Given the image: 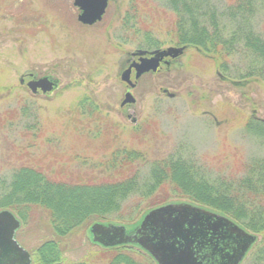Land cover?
Wrapping results in <instances>:
<instances>
[{"label": "rangeland", "instance_id": "rangeland-1", "mask_svg": "<svg viewBox=\"0 0 264 264\" xmlns=\"http://www.w3.org/2000/svg\"><path fill=\"white\" fill-rule=\"evenodd\" d=\"M74 1L0 0V180L33 158L59 173L74 167L105 176L104 162L123 147L150 160L181 153L218 167L227 179L244 174L249 159L264 157V135L251 132L252 119L264 121V56L252 47L257 38L264 42V0H211L222 17V36L234 37L222 59L176 44V15L167 0H137L141 19L126 27L133 0H109L92 25L79 20ZM182 46L188 47L171 64L142 76L132 89L137 101L122 106L132 86L122 74L140 61L138 53L149 57ZM42 77L51 80L52 91L34 95L27 83ZM88 227L58 235L42 210L22 222L16 238L34 264L50 240L61 242L65 264H107ZM254 251L243 264L256 263Z\"/></svg>", "mask_w": 264, "mask_h": 264}, {"label": "trees", "instance_id": "trees-1", "mask_svg": "<svg viewBox=\"0 0 264 264\" xmlns=\"http://www.w3.org/2000/svg\"><path fill=\"white\" fill-rule=\"evenodd\" d=\"M133 4L134 14L124 22L125 27L141 19L139 3L133 0ZM239 4V11L244 10L243 2ZM166 5L176 15L172 31L177 45H191L221 59L227 56L225 44H232L234 37L222 36L217 5L211 0H167ZM231 12L228 16L233 18ZM145 36L152 42L150 31ZM252 47L264 51V42L257 38ZM251 123L252 134L264 135L263 121L252 119ZM147 125L145 122L132 130L138 133ZM30 161L34 163L15 166L10 179L0 180V210L14 211L23 222L45 210L57 234L63 236L96 221L139 224L150 208L188 200L226 213L261 234L254 256L255 264H264V157L249 159L244 174L232 179L223 178L218 167L194 163L181 153L150 160L145 153L127 147L113 150L103 164L104 172L109 173L105 176L74 167L59 173L41 165L42 160ZM136 253L141 254V260L135 258ZM63 254L61 242L50 240L38 249L35 258L40 264H65ZM101 254L109 260L107 264H157L135 245L107 248Z\"/></svg>", "mask_w": 264, "mask_h": 264}, {"label": "water", "instance_id": "water-1", "mask_svg": "<svg viewBox=\"0 0 264 264\" xmlns=\"http://www.w3.org/2000/svg\"><path fill=\"white\" fill-rule=\"evenodd\" d=\"M83 13L79 20L94 24L103 18L109 0H75ZM186 47H170L141 57L122 74L124 81L136 87L143 74L157 71L166 56L178 57ZM147 51L138 54L144 56ZM35 94L47 95L53 88L48 78L28 82ZM173 96V94H171ZM131 92L122 106L135 103ZM21 220L16 214L0 211V264H33L31 253L16 239ZM93 241L105 248L137 245L158 264H241L258 240L226 214L191 202H170L151 209L135 227L117 222H96L90 227Z\"/></svg>", "mask_w": 264, "mask_h": 264}, {"label": "flooded vegetation", "instance_id": "flooded-vegetation-1", "mask_svg": "<svg viewBox=\"0 0 264 264\" xmlns=\"http://www.w3.org/2000/svg\"><path fill=\"white\" fill-rule=\"evenodd\" d=\"M165 62H166L167 64H171V63H172L170 58H165V59L162 60L161 65L165 64ZM224 77H225V76L223 75L222 78L224 79ZM240 84H245V82L240 81ZM128 90H129V89H128ZM253 112H255L256 114H258V108L253 109Z\"/></svg>", "mask_w": 264, "mask_h": 264}]
</instances>
